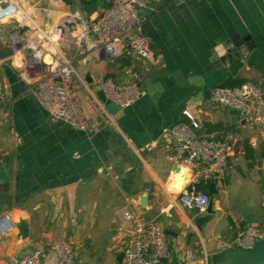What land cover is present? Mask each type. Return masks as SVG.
<instances>
[{
	"label": "crops",
	"instance_id": "obj_1",
	"mask_svg": "<svg viewBox=\"0 0 264 264\" xmlns=\"http://www.w3.org/2000/svg\"><path fill=\"white\" fill-rule=\"evenodd\" d=\"M11 1L27 20L0 23V48L13 53L0 61V217L8 216L13 224L0 237V264H18L36 252L39 264H56L49 248L56 239L73 243L78 263L124 264L119 257L135 232L134 223L122 225L124 210L140 222L157 220L167 232L169 259L162 264H212L214 256L233 248L248 223L264 229L263 213L243 225L230 220L225 235L216 233L213 220L198 232L194 220L205 213L180 207L181 195L190 187L181 180L187 171L167 161L175 142L164 132L185 122L181 113L187 110L203 131L251 137L252 128L237 112L212 104L209 97L212 89L231 81L250 82L264 91V0H141L142 35L150 43L146 59L126 45L113 58L93 50L92 23L107 8L104 3L115 0H101L103 5L90 14L79 0L69 5ZM83 31L86 42L79 46L75 40ZM247 36L252 47L242 49L243 57L210 68L213 53L223 48L221 39ZM51 49L73 60L83 80L73 79L72 91L90 133L51 123L25 93L29 74L24 62L35 50ZM85 73L91 84L84 81ZM101 73L119 84H137L142 97L124 109L107 101L96 84ZM260 145L264 140L252 149L251 159L245 151L228 161L223 179L215 184L213 216L224 214L221 199L231 177L244 169L258 171L264 208Z\"/></svg>",
	"mask_w": 264,
	"mask_h": 264
},
{
	"label": "built area",
	"instance_id": "obj_2",
	"mask_svg": "<svg viewBox=\"0 0 264 264\" xmlns=\"http://www.w3.org/2000/svg\"><path fill=\"white\" fill-rule=\"evenodd\" d=\"M141 6V0H115L105 9L91 26V32L95 36L93 50L99 54L104 53L107 58H113L126 45L136 57L146 59L150 53V43L142 35L143 18L139 13ZM18 13L23 14L11 0H0V23L18 22L15 16ZM43 38L49 43L45 34ZM84 42L85 31L76 40L79 46ZM23 66L29 74L25 93L33 96L51 123H63L83 133L92 131L72 91L73 79L83 83L73 60L65 58L56 50H35ZM96 84L100 86L107 101L122 109L130 107L143 95L137 84H119L103 73L99 74ZM209 100L214 105L237 112L250 125L252 132L251 137L246 139L238 132L203 131L193 114L187 110L181 113L185 122L164 130L175 142L167 161L172 166L187 171L182 176V182L190 187L184 189L179 205L183 210H196L199 214L206 213L210 196L209 187L201 190L197 185L211 182L219 184L230 159L243 154L247 147L257 148L259 142L264 140V117L261 114L264 91L261 88L250 82L237 87L219 86L212 89ZM121 215L124 227L133 223L135 225L134 234L125 241L122 249L124 264H162L169 259L164 230L157 220L140 222L128 210L122 211ZM12 229L13 224L8 216L0 217V237ZM263 237L264 229L250 222L235 239L233 247L249 249ZM49 248L56 257V264H81L76 261L71 241L51 240ZM40 257V252H36L24 257L18 264H39Z\"/></svg>",
	"mask_w": 264,
	"mask_h": 264
},
{
	"label": "water",
	"instance_id": "obj_3",
	"mask_svg": "<svg viewBox=\"0 0 264 264\" xmlns=\"http://www.w3.org/2000/svg\"><path fill=\"white\" fill-rule=\"evenodd\" d=\"M219 43L223 48H218L213 53V59L210 63L211 69L222 67L227 61L231 62L232 59L243 57L244 54L242 49L247 47L251 50L252 47L248 36L238 40L233 38L230 42H225L221 39ZM12 54L11 48H0V61L9 58ZM83 78L87 84L92 83V79L88 73H85ZM123 184L125 188L129 187V183L127 181ZM208 194L210 196V204L207 207L205 215L199 216L194 220L195 227L198 232L203 230V227L212 220L214 215L212 199L217 194L214 182L209 184ZM19 228H21V226ZM165 234H167V232H165ZM122 257L123 254H121L119 258L122 259ZM212 264H264V237L256 242L252 248L243 249L235 246L229 250H225L213 257Z\"/></svg>",
	"mask_w": 264,
	"mask_h": 264
},
{
	"label": "rangeland",
	"instance_id": "obj_4",
	"mask_svg": "<svg viewBox=\"0 0 264 264\" xmlns=\"http://www.w3.org/2000/svg\"><path fill=\"white\" fill-rule=\"evenodd\" d=\"M242 172L231 177L225 197L221 199L224 214H217L212 218L213 224L215 223V231L219 235H225L230 220L243 225L245 222L248 223L259 218L264 213L263 194L260 188L261 177L258 171L250 174L247 173V169H244Z\"/></svg>",
	"mask_w": 264,
	"mask_h": 264
},
{
	"label": "trees",
	"instance_id": "obj_5",
	"mask_svg": "<svg viewBox=\"0 0 264 264\" xmlns=\"http://www.w3.org/2000/svg\"><path fill=\"white\" fill-rule=\"evenodd\" d=\"M61 1L67 5H69L71 3V0H61ZM79 2H80L82 9L87 14H90L91 12L96 11L100 5H103L101 0H79ZM104 5H106L107 8H109L111 6L107 3H104ZM241 84L242 83H240V82L231 81V82H227V83L223 84L221 87H237V86H240ZM258 151H259V155L263 156L264 155V146L260 145ZM246 152H247L246 153L247 158H249V159H251L255 154L254 150H252L249 147L246 148ZM208 187H209V185H206V186H204L202 184L197 185V188H199L201 190L207 189Z\"/></svg>",
	"mask_w": 264,
	"mask_h": 264
},
{
	"label": "bare ground",
	"instance_id": "obj_6",
	"mask_svg": "<svg viewBox=\"0 0 264 264\" xmlns=\"http://www.w3.org/2000/svg\"><path fill=\"white\" fill-rule=\"evenodd\" d=\"M15 16H16V18L19 19L21 22H24V21L26 22V20H27V18L24 19L25 16H24V14H22V13H18V14H16ZM47 60H48V59H47ZM180 176H182V175H180ZM180 178H181V177H180ZM176 180H177V179H176ZM181 180H182V179H181ZM173 182H175V179L173 180ZM175 183H176V185H177L178 187H180L179 180H177Z\"/></svg>",
	"mask_w": 264,
	"mask_h": 264
}]
</instances>
